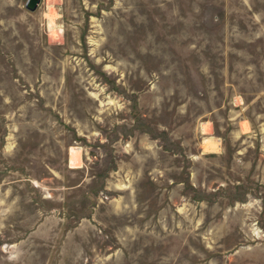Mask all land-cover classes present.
Here are the masks:
<instances>
[{"label":"rangeland","instance_id":"374dc122","mask_svg":"<svg viewBox=\"0 0 264 264\" xmlns=\"http://www.w3.org/2000/svg\"><path fill=\"white\" fill-rule=\"evenodd\" d=\"M0 0V264H264V0Z\"/></svg>","mask_w":264,"mask_h":264},{"label":"water","instance_id":"95a60500","mask_svg":"<svg viewBox=\"0 0 264 264\" xmlns=\"http://www.w3.org/2000/svg\"><path fill=\"white\" fill-rule=\"evenodd\" d=\"M39 0H26L24 2V5L26 8L30 9V10H33L36 5L38 4Z\"/></svg>","mask_w":264,"mask_h":264}]
</instances>
